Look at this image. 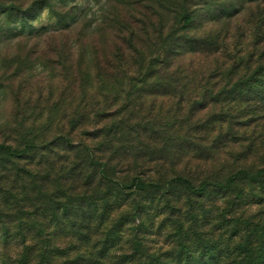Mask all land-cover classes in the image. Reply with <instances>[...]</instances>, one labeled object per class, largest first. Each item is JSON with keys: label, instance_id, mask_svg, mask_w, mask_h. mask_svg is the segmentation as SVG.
<instances>
[{"label": "trees", "instance_id": "obj_1", "mask_svg": "<svg viewBox=\"0 0 264 264\" xmlns=\"http://www.w3.org/2000/svg\"><path fill=\"white\" fill-rule=\"evenodd\" d=\"M190 1L167 24L129 1L116 59L81 41L45 88L36 47L0 55V264H264V0Z\"/></svg>", "mask_w": 264, "mask_h": 264}, {"label": "rangeland", "instance_id": "obj_2", "mask_svg": "<svg viewBox=\"0 0 264 264\" xmlns=\"http://www.w3.org/2000/svg\"><path fill=\"white\" fill-rule=\"evenodd\" d=\"M36 0H1L2 3H20L24 5L22 9H26L33 5ZM40 1V0H38ZM45 3L40 6L36 4L32 13L30 23L16 24L14 21H19L21 18L20 13L17 11L4 13L0 15V40H3V36H6L7 30L16 26L22 31L23 34L28 32L41 33L34 34L27 37L23 35L19 40H10L0 42V55L8 53L11 55L19 54L26 56L27 51L30 48H37L32 60L34 61V73L37 76L33 80V86L37 80L45 88L48 79L49 71L55 65L56 60L59 59V53L62 52L67 57V62L70 58V54L73 53V49L78 47L81 41L86 43L87 49V61L93 59V51L95 47L98 49L99 62L104 61V56L107 57L113 52L117 51L119 43H121L120 36H114L109 26L104 21L113 20L114 17L125 16L128 13L135 14L136 21L140 20L141 15L137 13L133 6L127 5L129 1L140 2L141 5L147 7L154 5L157 7V12L150 13L153 20L162 21L163 24L171 22L173 16L167 14L166 5L173 4V8L177 9L182 3V0H42ZM204 1L214 0H191L186 3V8L205 6L202 13L211 15L215 13L212 9L219 10V7L212 6L207 8V4ZM200 13V11H198ZM245 11L235 18L240 23L243 19ZM202 17V18H201ZM198 16L197 21L202 20L204 16ZM142 18V17H141ZM22 20H20L21 22ZM75 21L77 24L75 25ZM160 21V22H161ZM221 25H219L220 27ZM147 34L145 35V44L151 46V40L153 38L152 30L146 28ZM165 32V30H164ZM22 39H26L21 47L19 45ZM61 54V53H60ZM116 59V55H111ZM92 65H94L92 63ZM107 77V76H106ZM34 89V87H33ZM45 93V92H44ZM43 93V94H44ZM42 94V95H43ZM33 99L40 97V94L35 89L32 91ZM32 99V100H33ZM34 101V100H33ZM42 102V96L39 98ZM13 99L8 96L0 103V128L5 129L13 125V123L7 124L9 117L14 116L15 109L12 106ZM260 207H253L249 210V214L256 213ZM259 215H255L254 220L264 219V210L258 212ZM261 217V218H260ZM160 239V238H159ZM161 243V242H160Z\"/></svg>", "mask_w": 264, "mask_h": 264}]
</instances>
